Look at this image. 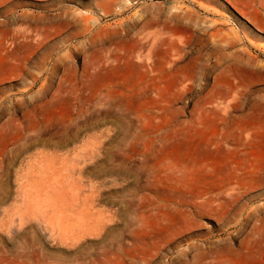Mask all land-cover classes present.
I'll return each instance as SVG.
<instances>
[{"label": "rangeland", "instance_id": "374dc122", "mask_svg": "<svg viewBox=\"0 0 264 264\" xmlns=\"http://www.w3.org/2000/svg\"><path fill=\"white\" fill-rule=\"evenodd\" d=\"M263 1L0 0V264H264Z\"/></svg>", "mask_w": 264, "mask_h": 264}, {"label": "bare ground", "instance_id": "6f19581e", "mask_svg": "<svg viewBox=\"0 0 264 264\" xmlns=\"http://www.w3.org/2000/svg\"><path fill=\"white\" fill-rule=\"evenodd\" d=\"M115 1H118V0H115ZM260 6H261V8L264 9V1L261 3ZM124 8H125V7H123V9H124ZM241 137H242V136H241ZM242 138H243V137H242ZM240 139H241V138H240ZM241 142H242V141H241ZM236 150L238 151V149H236ZM245 154H246V153H245ZM228 165H229V163H228ZM253 167H254V166H253ZM256 171H257V170L254 171V175H255ZM263 172H264V171H263ZM261 175H262V174H261Z\"/></svg>", "mask_w": 264, "mask_h": 264}]
</instances>
